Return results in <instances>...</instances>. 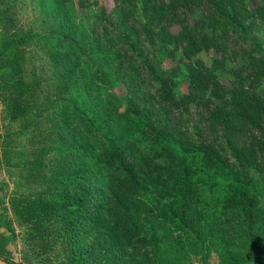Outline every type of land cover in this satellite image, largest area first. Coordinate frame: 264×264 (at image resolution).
Here are the masks:
<instances>
[{
    "label": "rangeland",
    "instance_id": "1",
    "mask_svg": "<svg viewBox=\"0 0 264 264\" xmlns=\"http://www.w3.org/2000/svg\"><path fill=\"white\" fill-rule=\"evenodd\" d=\"M79 1L88 5L81 7ZM120 1L75 0L77 11L70 14L61 0H0V80L22 96L31 90L41 100L39 113L27 120L9 119L0 103V264H8L6 260L15 264H146L143 250L121 245L107 228L80 221L78 228L69 229L61 215L30 220L16 211L20 196L53 197L69 192L64 183L54 182L60 175L64 181L81 174L86 188L77 191L86 200L94 196L106 202L104 186L96 175H89L93 167L85 168L83 158L85 153L94 155L101 145L81 128L72 113L74 105L85 113H102L116 132L119 128L106 100L121 104L132 99L140 109L149 110L155 127L191 144L204 141L224 156L230 153V142L246 140L230 137L222 128L211 129L200 107L188 114L167 113L154 101L156 86L142 61L154 64L161 60L162 68L178 67L182 74L185 68L177 56H164L158 45L150 44L142 31V55L127 50L134 59L128 62L127 57L124 64L118 63L115 52L127 48L122 39L126 31L115 10ZM133 10L136 19L128 24L141 28L139 21L147 16L139 0ZM229 29L226 36L222 27L215 30L224 50L201 51L197 58L206 65L215 57L223 59L228 69L239 68L249 54L264 58V21L255 20L246 40ZM67 46L74 51H67ZM232 75L221 72L220 80L229 83ZM187 90V82L181 80L177 91ZM49 107H55V119ZM249 175L264 186L262 169H251ZM221 185H199L207 205L195 210L198 218L190 221L182 239H162L160 250L148 264H258L264 257V231L255 238L261 231L259 223L243 217L219 221V208L210 202L220 194ZM90 205L86 202L83 212L93 213Z\"/></svg>",
    "mask_w": 264,
    "mask_h": 264
},
{
    "label": "trees",
    "instance_id": "2",
    "mask_svg": "<svg viewBox=\"0 0 264 264\" xmlns=\"http://www.w3.org/2000/svg\"><path fill=\"white\" fill-rule=\"evenodd\" d=\"M61 1L70 14L76 13L75 0ZM135 2L121 0L115 7L127 44L124 52H115L118 63L124 64L127 57L128 62L134 59L125 53L127 50L142 55V31L150 44L158 45L164 56H177L185 68L182 74L178 67L162 68L161 60L154 64L142 61L156 86L154 101L167 113L188 114L200 107L211 129L222 128L234 138L246 137L245 142H230V153L224 156L204 141L191 144L176 139L152 125L149 110L140 109L132 99L121 104L106 100L119 128L116 132L102 113H85L74 105L72 113L81 128L101 145L94 155L85 153L83 158L85 168L93 167L89 175H96L104 186L106 202L94 196L86 200L82 191H77L86 188L81 174L64 181L65 176L60 175L54 182L61 181L69 192L53 197L20 196L17 213L30 220L61 215L69 229L78 228L80 221L107 228L121 245L143 250L148 264L160 250L162 239H182L190 221L198 218L195 210L207 205L199 185L209 182L212 188L221 183L220 194L210 202L219 208V221L227 222L230 216L256 221L261 231L255 238H259L264 231V186L249 171H264V58L249 54L239 68L228 69L223 59L215 57L206 65L196 55L225 49L215 38V30L221 27L225 36L231 27L243 40L248 39L247 29L253 28L256 19L264 21V0H139L147 16L144 22L139 21L141 28L128 24L131 18L136 19ZM79 5L88 4L79 1ZM67 47V51H74ZM221 72L233 74V79L222 82ZM181 80L187 82V92L177 91ZM35 95L29 90L22 96L0 80V103L11 120L33 119L39 113L41 100ZM50 107L46 109L55 119L56 109ZM86 202L91 203L93 213L83 212ZM257 263L264 264V257Z\"/></svg>",
    "mask_w": 264,
    "mask_h": 264
}]
</instances>
